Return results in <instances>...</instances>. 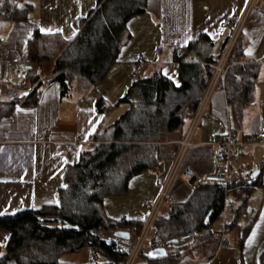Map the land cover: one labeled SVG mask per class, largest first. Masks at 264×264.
<instances>
[{"label":"crops","instance_id":"0c3cea01","mask_svg":"<svg viewBox=\"0 0 264 264\" xmlns=\"http://www.w3.org/2000/svg\"><path fill=\"white\" fill-rule=\"evenodd\" d=\"M98 1L22 0L31 5L26 18H0V101L4 103L1 108L14 103L10 111L0 116V212L7 209V214H13L44 204H59L66 166L75 163L81 151L92 143L91 134L101 122L111 123L128 108L127 102L118 103V100L136 78L135 65L144 61L138 75L159 71L179 84L175 56L199 34L213 42V56L218 55L233 31L232 25H221L225 18L234 22L243 19L236 41L240 40L243 46L242 62L258 66L254 101L236 121L225 88L219 84L214 88L192 135V145L185 151L172 180L175 202L185 201L194 184L216 170L212 159L213 138L231 131L238 139H243L259 130L264 117V0L248 10V0H147L145 11L129 19V38L105 79L97 85H88L74 78L68 92L63 94L61 83L51 79L55 62L44 61L39 65L30 60L29 40L36 30L58 31L66 40H72L81 19ZM17 64L28 66L27 83L21 87L5 81L11 66ZM32 75L50 79L41 83L35 104L25 105L22 101L33 87L28 79ZM100 98L107 105L115 104L106 115L97 110ZM120 106H123L120 115L111 117V112ZM187 127L188 122L185 129ZM174 160L175 157L163 160L156 167L133 176L124 195L106 196L103 203L106 213L117 219L146 218ZM239 160L250 165L251 173L259 169L264 164V145L250 148ZM185 169H191L196 175L191 183H183L180 178ZM251 220L252 225L241 239ZM226 221H229L227 217ZM103 232L108 236L111 231ZM9 235L8 230L0 228L1 253L5 251ZM226 237L230 245L220 244L211 256H184L171 264H260V254L264 251V186L254 189L247 213L228 230ZM179 244L177 241L170 247ZM153 247L152 243L148 245V249ZM144 253L145 247L139 258L143 264L146 262ZM105 261L103 256L84 247L63 255L60 264H102Z\"/></svg>","mask_w":264,"mask_h":264},{"label":"trees","instance_id":"16d2710c","mask_svg":"<svg viewBox=\"0 0 264 264\" xmlns=\"http://www.w3.org/2000/svg\"><path fill=\"white\" fill-rule=\"evenodd\" d=\"M146 4L147 0H99L81 19L72 40H66L58 31L36 30L28 43L29 58L39 65L44 61L55 62L51 79L61 83L63 94L68 92L74 78L97 85L108 75L129 38V19L145 11ZM30 9L31 5L22 0H3L0 18H26ZM213 45L206 35L199 34L175 56L179 84L159 71L134 79L118 100V103L127 102L128 108L111 123L101 122L91 134L92 143L81 151L75 163L66 166L59 204L0 215V228L10 234L5 251L0 255V264L11 261L60 264L63 255L84 247L103 256L106 261L102 264H114L126 258L116 250V242L108 240L101 232L125 229L139 234L145 218L110 217L104 209V198L124 195L133 176L175 156L178 142L172 152H166L161 143L174 132L179 133V137L184 136L185 126L187 122L189 125L213 74L210 65ZM189 56L192 59H188ZM242 58L243 46L237 40L224 83H219L225 88L236 121L254 101L258 76V66L242 62ZM28 79L33 87L22 104L33 105L41 83L50 77L32 75ZM3 104L0 101V116L14 107L13 102L1 108ZM114 106L100 98L97 110L106 115ZM259 170L254 178L247 171L240 173L229 186L200 180L185 201L168 204L165 211L160 209L150 238L153 245L162 241L168 243L191 230L200 233L191 242L170 248L164 257L150 258L144 253L145 263L171 264L184 256H211L221 244L222 225L214 228V224L222 217L226 200L236 203L226 222L229 230L247 213L254 189L264 186V164ZM252 222L245 227L241 239ZM65 224L78 227H65ZM260 264H264V251L260 254Z\"/></svg>","mask_w":264,"mask_h":264},{"label":"built area","instance_id":"2783aa9c","mask_svg":"<svg viewBox=\"0 0 264 264\" xmlns=\"http://www.w3.org/2000/svg\"><path fill=\"white\" fill-rule=\"evenodd\" d=\"M261 0H248L247 10L252 6L259 3ZM243 24V19H238L235 22L230 18H225L221 23L223 27L232 25L233 31L229 36L228 40L224 44L218 55L213 56L210 62L213 68V74L207 86V89L194 113L184 137L179 141V153H183L189 145H191V137L200 121V118L204 114L210 96L214 88L219 84L224 83L225 73L229 67V59L237 39L238 32ZM1 58V51H0ZM144 61L140 60L135 65V77L138 76L137 72L143 67ZM28 66L25 64H17L11 66L8 76L5 79L6 82H10L14 86H24L27 83ZM1 85V84H0ZM2 96V90L0 88V100ZM212 144L215 146L213 152V162L216 166V170L212 173L206 174L204 177L200 178L203 181H212L221 183L225 186L232 185L236 178L242 172H251L250 165L246 162L240 161L239 159L245 156L248 150L254 146L264 145V117L261 118L259 130L243 139H238L233 132L229 131L223 136H217L213 138ZM178 153V156H179ZM174 161V166H177V160ZM194 172L191 169H185L181 174L182 181L184 183H189L194 176ZM170 188V184L166 181L162 184L159 194L153 203L150 212L145 218L142 230L135 242H131L130 239H118L116 240V250L125 254L126 258L121 261L114 262V264H143L139 261V256L145 247V243L153 228L155 218L162 208L163 205L173 204L174 198ZM236 207L234 201L227 200L225 203V209L223 212L224 221L222 224L221 232V244L228 247L230 244L226 237L228 232V227L226 225V217L228 210L233 211ZM200 232L197 230H191L186 233L181 234L177 237V241H192ZM157 246H162V243L157 244Z\"/></svg>","mask_w":264,"mask_h":264},{"label":"rangeland","instance_id":"374dc122","mask_svg":"<svg viewBox=\"0 0 264 264\" xmlns=\"http://www.w3.org/2000/svg\"><path fill=\"white\" fill-rule=\"evenodd\" d=\"M228 69V68H227ZM226 74V73H225ZM122 107L123 106H120V107H118V108H116V109H114V111H112L111 112V117H117V116H119L120 115V113H121V109H122ZM184 137V136H183ZM183 137H179V133H176V132H174V133H171V134H169V135H167L165 138H164V141H162V143L161 144H164L163 146H165V150H166V152H172L171 150H172V147H173V145L174 144H176L177 142H178V144H180L179 143V141L183 138ZM191 139H192V137H191ZM191 143V145H192V141L190 142ZM191 145H189V146H191ZM188 146V147H189ZM180 147V146H179ZM179 147H178V149L176 150V152H175V160H176V158H177V156H178V153H179ZM188 149V148H187ZM186 149V150H187ZM185 150V151H186ZM185 151L183 152V153H179V156H178V160H177V166H174V164L172 165V167H171V170H170V172H169V174H168V176H167V178H166V180H165V182L167 181L169 184H170V188H171V190H172V192H173V189H172V180H173V178H174V176L176 175V172H177V170H178V166H179V163H180V161H181V159H182V157H183V155H184V153H185ZM174 160V161H175ZM251 166H252V164H251ZM184 172V170L180 173V178H181V174ZM250 175L252 174L251 172L249 173ZM196 177V175L194 174V176H193V178L190 180V182L189 183H191L192 181H193V179ZM181 180H182V178H181ZM183 182V181H182ZM184 183V182H183ZM173 194V193H172ZM111 198H116V197H114V196H111ZM174 198V197H173ZM174 202H175V200H174ZM167 206V204L166 205H163L162 206V210H166V208L165 207ZM230 217H231V212H230V210H228V212H227V218H228V220L230 219ZM223 221H224V217H223V215H222V217L218 220V221H216L215 222V224H214V228L215 227H221V225H222V223H223ZM152 231H153V229H152ZM151 231V232H152ZM103 232V231H102ZM101 232V233H102ZM110 233V235H108V236H112V231L111 232H109ZM102 234H106L105 232H103ZM140 234V233H139ZM139 234H136V233H133V237L132 238H129L130 239V241L133 243V242H135L136 240H137V238H138V236H139ZM151 234L152 233H150V235H149V237H148V240L146 241V243H145V252L146 253H148V251L150 250V249H148V245L151 243ZM107 235H106V237H108ZM228 237V239H229V241L231 240V236L230 235H228L227 236ZM109 239V238H108ZM228 241V242H229ZM180 242V244L179 245H182V244H185V242H189V241H179ZM231 242V241H230ZM159 243H162V246H165L166 248H167V252L169 251V249L171 248L170 246L173 244V243H166L165 241H162V242H159ZM158 243V244H159ZM153 245V244H152ZM157 245H154V247H156ZM143 253V251L141 252V254ZM139 258H140V256H139ZM145 264H148V263H145Z\"/></svg>","mask_w":264,"mask_h":264},{"label":"water","instance_id":"95a60500","mask_svg":"<svg viewBox=\"0 0 264 264\" xmlns=\"http://www.w3.org/2000/svg\"><path fill=\"white\" fill-rule=\"evenodd\" d=\"M259 169H255L253 170L251 177H256L259 174ZM208 218V216H207ZM65 227H72V228H77V225H71V224H65ZM130 231L125 230V229H119V230H115L112 234V236H108L106 237L108 240H113L116 241L118 239H129L130 238ZM177 242V238H172L168 241V243H174ZM167 248L165 246H156L151 248L148 251V256L150 258H158V257H164L167 255Z\"/></svg>","mask_w":264,"mask_h":264},{"label":"snow or ice","instance_id":"6c2138e0","mask_svg":"<svg viewBox=\"0 0 264 264\" xmlns=\"http://www.w3.org/2000/svg\"><path fill=\"white\" fill-rule=\"evenodd\" d=\"M3 3V0H0V4H2ZM249 54H251V53H249ZM5 214H7V209H5L3 212H0V215H5ZM0 255H3V253H0Z\"/></svg>","mask_w":264,"mask_h":264}]
</instances>
